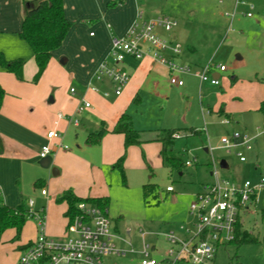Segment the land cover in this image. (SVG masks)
I'll return each mask as SVG.
<instances>
[{
    "label": "rangeland",
    "instance_id": "374dc122",
    "mask_svg": "<svg viewBox=\"0 0 264 264\" xmlns=\"http://www.w3.org/2000/svg\"><path fill=\"white\" fill-rule=\"evenodd\" d=\"M102 1L71 0L69 4L75 15L79 12V15H91L96 10L94 4L99 6ZM113 1L118 4L111 6ZM242 1L245 4L238 7L233 17L236 0H139L145 17L167 15L178 20L172 31L159 29V32L166 38L177 35L182 57L191 64L205 66L211 61L214 66L224 65L227 70L221 72L220 86L204 84L201 92L203 105L200 102V79L195 76H180L185 86H164L162 95L146 88L141 102L133 103L129 108L135 126L144 130L143 138L152 137L154 129L160 125L176 128L206 126L207 131L195 135L181 132L177 137L176 154L184 163L191 162L185 164L181 172L163 165L157 142H147L144 150L139 147L142 145L131 146L124 163L125 180L121 171L114 168L116 161L111 162L115 145L90 143V131L96 129L93 126H72L63 145L69 148L65 152L74 153L77 159L63 164V171L57 176L52 170H42V179H46L51 195L50 202L46 199L48 207L60 204L57 189L62 183L78 190L82 197L92 194L108 196L107 210L112 224L117 225L119 236L131 242L135 249H141L145 235L144 240L154 245L151 257L161 261L170 246L166 234L182 235L181 226L193 225L195 217L190 213V205L195 201L196 193L215 179L211 174L213 157L218 163L222 159L229 163V168L217 164V169L230 181H257L264 174V135L252 141L251 150H244L246 162H241L234 151L227 152L220 147L223 137L235 132L253 136L259 126H264V113L258 109L264 100V0ZM107 4L110 8L120 5L119 0H107ZM247 12L252 16L249 17ZM90 18L93 17L86 21ZM76 84L74 81L67 87L62 86L69 91L71 85L76 89ZM74 116L81 123L87 112ZM224 119L229 123H223ZM148 183L156 185L159 193L146 199L144 185ZM167 186H172L174 191H167ZM25 194V203L29 198L37 204L41 202L39 190L35 192L31 185L25 186ZM47 213V234L65 238L69 224L65 212ZM240 216L243 220L241 228L258 234L260 242L222 245L214 264H264V198L261 197L257 206L250 210H241ZM37 226V220L29 215L19 239H14L15 229L4 232L0 240V264H18L22 253L18 247L37 236ZM62 228L63 235L59 236ZM141 259L142 255L134 252L103 256L101 261L102 264H142Z\"/></svg>",
    "mask_w": 264,
    "mask_h": 264
},
{
    "label": "crops",
    "instance_id": "0c3cea01",
    "mask_svg": "<svg viewBox=\"0 0 264 264\" xmlns=\"http://www.w3.org/2000/svg\"><path fill=\"white\" fill-rule=\"evenodd\" d=\"M27 1L36 0H0V51L4 53L7 59L23 58L26 60L24 80H20L15 74L0 68V84L6 90L0 109V193L8 206L17 208L23 205L28 210L30 207L29 200L32 198H29L27 203H25V186L31 185L34 191L38 192L39 190L41 195V202L38 204L34 202L33 208L37 211L43 210L48 223L47 212H66L68 205L66 202L58 201L60 203L58 206L48 207L49 203L46 202V199L50 202L49 196L51 195L46 179H42V170L49 169L51 171L53 167H56L58 173L54 174V176H57L63 171V164L70 159H77V155L74 153L65 152L69 148H57L56 146V144H63L70 127L85 128V126H93L96 129L90 131L91 135L106 128L108 132L102 137L101 142L102 145L104 143L115 145L114 153L110 156L111 162L114 163L124 151V135L112 132L119 117L124 112H127L133 118L129 108L133 103L141 102L142 92L146 88L151 89L156 95H162V87H168V85L171 87H183L185 82L182 86L171 84L169 68L163 63L154 60L151 56H146L143 59L128 56L123 62V66L130 74V80L122 94L116 96L111 82L108 79L97 80L95 72L101 62L108 61L112 63L114 61L111 53L112 40L116 36L125 34L135 21L138 11L141 10L139 0H121L122 3L113 8H110L107 0H104L99 6L94 4L96 5V10L91 15H79L80 12L75 15V12L71 11L70 8L69 3H71V0H64L66 16L74 23L63 44L54 51L53 57L38 84L33 83L32 81L38 67L31 46L20 36ZM244 4L235 2L234 10L237 12L238 7ZM91 16L93 18L86 21ZM160 34L165 36L163 33ZM173 37L177 40L176 34ZM173 37L170 36L168 39ZM166 55L179 63L189 64L195 68L202 67L197 64H191V61L185 59L186 57H182L181 53L175 56L170 52H166ZM213 73L219 75V70L216 69ZM182 75L198 77L191 73H180L179 77ZM74 81L77 83V87L75 93L72 94L70 91L73 86L71 85L69 91H66V87ZM200 83V93L204 90L205 83H209L208 85L211 87L220 86L213 85L210 82H201V80ZM91 86L98 87L99 91L93 90L90 88ZM206 89L209 88L206 87ZM105 91H109L110 95L105 96ZM135 97L138 98V102H133ZM83 98L92 104L91 107L84 110V112H87V116L83 119V122L80 123L78 118L79 124L75 125L66 117L60 119L59 123L56 124L59 112L64 113L66 116L76 115ZM200 102L203 105L202 93L200 94ZM133 122L135 126L134 118ZM163 128L176 127L160 125L154 129L152 137L148 138H143L144 130H140L143 141L140 144L142 146L139 147L144 150L147 142L154 141L159 144L161 149V144L156 139L159 130ZM196 128L201 130L202 127ZM52 129L59 132L61 136L49 140L47 133ZM181 132L190 134L188 131L183 130L179 131L180 135L182 134ZM77 135L79 136L78 133ZM47 143H50L53 149L49 154L52 158L49 168L40 164L42 159L40 151L42 146ZM205 150L209 151L208 148H205ZM220 162L218 163L219 165ZM227 164L229 168V163L227 162ZM42 189H46L47 194H43ZM67 189H72L77 196L82 197L78 190L68 187L66 183L58 186V196ZM87 197H103V195L92 194ZM239 219L240 222H243L240 215ZM65 220H67L66 216ZM63 228L59 230L61 232L58 233L59 236L63 235ZM114 228L116 230L117 225ZM48 231L52 233L51 228H48ZM34 239L19 245L20 253L24 250L23 248L20 249V247L33 242Z\"/></svg>",
    "mask_w": 264,
    "mask_h": 264
},
{
    "label": "built area",
    "instance_id": "2783aa9c",
    "mask_svg": "<svg viewBox=\"0 0 264 264\" xmlns=\"http://www.w3.org/2000/svg\"><path fill=\"white\" fill-rule=\"evenodd\" d=\"M236 3H245L237 0ZM253 9V6L251 5ZM236 10L233 12L234 17ZM252 16L251 12H247ZM178 25V20L167 15L145 17L142 10L138 11L137 17L125 34L116 36L112 40V55L114 61L101 62L95 72V78L103 81L108 79L113 92L120 95L130 80V74L123 66L126 57L143 59L151 56L169 68V80L173 85H184V80L179 77L180 73H191L198 76L201 82H210L220 85L221 71L226 70L224 65L214 66L210 61L201 68H193L189 64L177 62L168 57L166 52L179 55L182 51L181 44L175 37L168 39L163 37L159 29L166 32L172 31ZM219 70L215 75L214 70ZM99 91L96 86H91ZM75 93V88H71ZM105 96L110 92L105 91ZM91 107V102L82 99L77 113L83 112ZM203 113H205L202 107ZM68 118L75 125L79 124L78 118L72 115L58 113V120ZM223 123H228L224 119ZM258 132L251 136L249 134L233 133L229 137H223L221 146L227 152L234 151L241 161H246L244 150L252 149V141L258 136L264 135V126H259ZM201 130L207 131L204 126ZM61 134L55 129L49 130V140L60 137ZM180 136V135H177ZM58 147L67 148L62 143ZM53 149L50 143L42 146L40 157L44 158ZM191 164L186 161V165ZM218 162L212 158L214 169L212 174L215 179L212 183L204 185L196 193V199L190 205V213L195 217L191 227L181 226L182 235L174 232L166 234L170 244L167 255L158 261L151 257L154 245L144 240L141 249H135L133 244L119 236L116 232L108 210L90 202H79V214L69 222L65 238H54L47 234V218L43 210L37 211L33 208L34 201L29 200L28 214L37 220L38 234L33 242L26 247L19 258L18 264H102L101 258L108 255H126L138 252L142 255V264H214L220 246L233 241L236 236V224L241 210H250L257 206L261 197L264 198V174L257 181L246 180L244 182L230 181L222 177L217 169ZM220 166V165H219ZM167 191H174L172 186H167ZM47 194L46 189H42ZM130 232V229L127 230Z\"/></svg>",
    "mask_w": 264,
    "mask_h": 264
},
{
    "label": "trees",
    "instance_id": "16d2710c",
    "mask_svg": "<svg viewBox=\"0 0 264 264\" xmlns=\"http://www.w3.org/2000/svg\"><path fill=\"white\" fill-rule=\"evenodd\" d=\"M119 3H122V1L119 0ZM117 4L118 1L110 3L111 6ZM72 25L73 21L66 16L64 0H36L26 2V13L23 19L20 36L28 42L33 50L38 67L33 78L34 82L40 80L48 63L53 57L54 51L63 44ZM25 64V59H7L4 53L0 51V68L15 74L20 80H24ZM5 95L6 90L0 84V109ZM133 102H138V98L135 97ZM258 109L264 113V100L260 103ZM183 129L188 131L191 135L201 132V130L196 127H187ZM179 131H181L180 128H163L159 130L156 140L161 144L160 157L163 165L181 172L186 163H184L182 157L175 152V142L178 137L177 135H180ZM106 132H108L107 129L103 128L96 134L89 136L88 141L90 143H100ZM112 132L124 135V151L117 158L114 168L119 169L123 178L126 180L124 163L127 157V150L133 145H140L142 143L141 131L134 126L132 116L124 112L119 117ZM158 191L156 185L152 183L144 185V195L146 199L150 196H156L159 193ZM57 200L67 203L68 208L65 212V216L69 218V222L79 214V202H90L106 209L109 206L108 196L79 197L72 189H67L62 192ZM28 217V211L23 205L17 208L8 206L0 193V240L4 232L9 228L15 229L14 239H19ZM257 242H260L259 235L246 228L242 229L240 219L238 218L235 239L228 244ZM30 243L21 246L20 249H25ZM41 264H45V261L42 260Z\"/></svg>",
    "mask_w": 264,
    "mask_h": 264
},
{
    "label": "water",
    "instance_id": "95a60500",
    "mask_svg": "<svg viewBox=\"0 0 264 264\" xmlns=\"http://www.w3.org/2000/svg\"><path fill=\"white\" fill-rule=\"evenodd\" d=\"M51 163H52V158H51L50 155H48V156L42 158L41 161H40V164H41L43 167H46V168H49V167L51 166ZM220 167H222V168H228V164H227V162H226L225 159H222V160H221V162H220ZM52 172H53V174L58 173L57 168H56V167H53V168H52Z\"/></svg>",
    "mask_w": 264,
    "mask_h": 264
}]
</instances>
